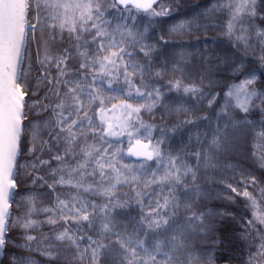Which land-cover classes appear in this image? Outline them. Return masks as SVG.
Instances as JSON below:
<instances>
[{"label":"snow or ice","instance_id":"obj_1","mask_svg":"<svg viewBox=\"0 0 264 264\" xmlns=\"http://www.w3.org/2000/svg\"><path fill=\"white\" fill-rule=\"evenodd\" d=\"M179 3L0 0V264H264V0Z\"/></svg>","mask_w":264,"mask_h":264},{"label":"trees","instance_id":"obj_2","mask_svg":"<svg viewBox=\"0 0 264 264\" xmlns=\"http://www.w3.org/2000/svg\"><path fill=\"white\" fill-rule=\"evenodd\" d=\"M210 3V0H180L179 8L175 10L174 15L170 18H165L166 22L163 24L156 25L157 35H162L172 27H174L177 23H180L186 19L197 20L199 24L203 25L206 23L203 19L200 18V13L203 12L206 6ZM193 34L188 35L187 33L182 35H177L175 33L168 35L166 38L174 43L183 45V49L195 52L197 50H203L207 47L208 50L215 52L220 56L231 55V46L228 41L224 38L223 34L220 32L219 28H210L205 31L203 28L197 30L194 26L190 29ZM35 46L33 45V48ZM182 49L170 48V51L174 53H179ZM234 82V81H230ZM203 114V113H200ZM182 118V117H181ZM177 143L180 142V138L177 137ZM252 143L250 142L247 146L243 147L236 155L239 160H246L247 162L243 164L244 167H249L252 163L251 159L248 157V153L252 150ZM233 163L237 162L236 160L231 161ZM260 175V172L256 173ZM236 208L240 209L237 213V221L241 215H245L243 208L244 205L240 202H237ZM43 231L47 233L49 231L48 228H44ZM36 259H40V257H36ZM214 264H224L223 260H217ZM232 264H240L238 260L232 262Z\"/></svg>","mask_w":264,"mask_h":264}]
</instances>
